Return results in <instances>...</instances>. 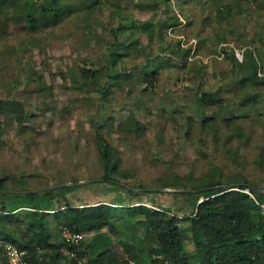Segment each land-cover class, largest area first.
<instances>
[{
	"label": "rangeland",
	"instance_id": "374dc122",
	"mask_svg": "<svg viewBox=\"0 0 264 264\" xmlns=\"http://www.w3.org/2000/svg\"><path fill=\"white\" fill-rule=\"evenodd\" d=\"M57 1L67 14L43 11V18L31 22L10 3L0 12V98L21 100L27 114L20 124L0 116V178L6 187L40 192L79 185L63 191L71 204L128 206L140 200L179 214L192 208L177 194L182 191L155 189L192 186L173 183L174 174L200 177L219 166L225 175L240 172L264 187V117L240 104L254 88L238 84L246 70L233 69L223 50L235 49L240 61L254 51L264 70V0H238L245 10L227 7L223 12L230 16L221 23L210 0ZM225 1L231 6L232 0ZM37 2L52 7L49 0ZM84 69L96 72L84 79ZM218 88L221 104L197 102L199 92ZM235 113L244 115L235 120L240 134L223 123ZM202 117H212L210 129L201 126ZM96 126L119 158L118 169L129 174H116V183L102 178ZM120 182L139 194L131 195ZM64 203L55 194L40 195L13 200L7 208L51 210ZM113 212L118 233L92 231L83 241L105 247L128 240L140 264H148L150 234L127 208ZM46 219L51 237H59L52 215ZM180 226L186 252L197 264L188 224ZM8 227L19 234L23 226Z\"/></svg>",
	"mask_w": 264,
	"mask_h": 264
},
{
	"label": "trees",
	"instance_id": "16d2710c",
	"mask_svg": "<svg viewBox=\"0 0 264 264\" xmlns=\"http://www.w3.org/2000/svg\"><path fill=\"white\" fill-rule=\"evenodd\" d=\"M186 1L188 0H182V2ZM210 1L217 7V16L222 14V17H216L219 23L230 16L228 11L223 12L227 7L235 10L236 13L245 10L238 0H232L231 6L225 0ZM49 2L52 3L51 8H47L46 4L38 3L37 0L19 2L0 0V12L6 3H10V6L21 10L22 15L31 22L36 17L43 18V11H52L56 16L68 13L62 5L59 6L57 0H49ZM223 50L226 51V58L231 62L233 69L236 65L246 70L238 79V84L254 88L252 92H246L241 96L240 104L246 106L250 112L255 111L258 116L264 117V89H259V86L264 87V70L258 62L257 53L248 50L242 54L243 58L240 61L235 56L233 48ZM259 70H263L260 75H258ZM95 72L84 69L81 74L85 79ZM106 75L109 79L112 77L110 74ZM221 92L220 88L215 91L203 90L198 93L197 102L201 106L221 104L223 102L219 95ZM106 93L105 90L104 94ZM26 115L21 100L0 98L1 117L20 124L23 123ZM241 117L244 115L235 113L223 118V123L227 127H233V131L240 134L241 128L235 125V120ZM129 118L132 124L137 125L132 117ZM211 118L202 117L201 126L210 129ZM3 127V120L0 119V136ZM95 133L103 170L102 178L116 183V174L123 178L128 177V172L118 169L119 158L112 154L111 145L99 131L98 126L95 128ZM261 158L262 154L257 161ZM159 180L162 186H170L165 180ZM178 180L192 182L191 187L182 186L185 190L177 193L185 195L187 202L192 206L189 213H175L151 202L146 204L145 201L140 200H135L128 206H114L102 202L74 205L66 199L63 191H69L79 185H66L40 192L16 191L26 189L24 186L8 188L4 185V178H0V238L25 248L28 251L29 264H63V260L68 261L69 264H140L139 254L128 240L114 239L107 246L99 247L95 241L86 242L82 239L76 245L66 242L60 230V236L55 238H52L48 232L46 218L52 215L59 228L66 226L85 234L104 229L114 236L118 233V228L113 220V210L118 207L127 208L132 212L137 222L150 234L152 245L146 248L148 264H192L185 249L181 222L188 224L197 264H264V193L256 190L264 187L250 182L240 172L225 175L219 166H214L200 177L174 174L173 183ZM231 182L238 184L228 187L227 184ZM127 190L131 195L139 194L132 188ZM52 194L63 197L65 203L51 210L30 208L26 204H19L12 209L7 208L8 202L13 200L26 198L34 201L40 195L50 197ZM255 211L259 214L257 219L253 215ZM8 224L23 226L22 232L18 234L15 229L8 227ZM38 249L41 253H37Z\"/></svg>",
	"mask_w": 264,
	"mask_h": 264
},
{
	"label": "built area",
	"instance_id": "2783aa9c",
	"mask_svg": "<svg viewBox=\"0 0 264 264\" xmlns=\"http://www.w3.org/2000/svg\"><path fill=\"white\" fill-rule=\"evenodd\" d=\"M236 53L239 55L238 51H236ZM236 53L235 55L238 57ZM258 73L261 74L260 71H258ZM60 231L66 242L76 245L81 242L85 234L81 231L69 229L66 226L60 227ZM37 253H41V250L38 249ZM0 264H29L28 251L25 248L18 247L8 240L0 238Z\"/></svg>",
	"mask_w": 264,
	"mask_h": 264
},
{
	"label": "water",
	"instance_id": "95a60500",
	"mask_svg": "<svg viewBox=\"0 0 264 264\" xmlns=\"http://www.w3.org/2000/svg\"><path fill=\"white\" fill-rule=\"evenodd\" d=\"M76 183H81V182H76ZM62 184H64V183H62ZM120 184H122V185H125V184H123V183H121L120 182ZM238 183H229V184H227V186L228 187H232V186H235V185H237ZM48 188H50V187H48ZM128 188H130V187H128ZM150 189V188H149ZM155 189H158V190H164V191H183V190H185V189H171V188H166V187H158V188H155ZM192 190H195V189H192ZM256 190L258 191V192H263L264 193V189L263 188H256ZM16 191H18V190H16ZM26 191H28V190H26ZM31 191H36V189H34V190H31Z\"/></svg>",
	"mask_w": 264,
	"mask_h": 264
},
{
	"label": "crops",
	"instance_id": "0c3cea01",
	"mask_svg": "<svg viewBox=\"0 0 264 264\" xmlns=\"http://www.w3.org/2000/svg\"><path fill=\"white\" fill-rule=\"evenodd\" d=\"M63 264H69V263H68V261H64V260H63Z\"/></svg>",
	"mask_w": 264,
	"mask_h": 264
}]
</instances>
